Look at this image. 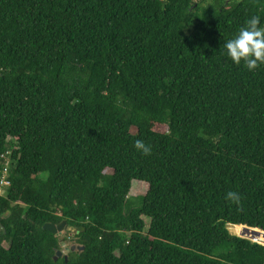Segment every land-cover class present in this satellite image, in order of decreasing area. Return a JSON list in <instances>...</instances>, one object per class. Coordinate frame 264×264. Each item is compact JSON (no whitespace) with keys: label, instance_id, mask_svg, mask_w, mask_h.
<instances>
[{"label":"trees","instance_id":"1","mask_svg":"<svg viewBox=\"0 0 264 264\" xmlns=\"http://www.w3.org/2000/svg\"><path fill=\"white\" fill-rule=\"evenodd\" d=\"M253 16L264 0H0V264H264V64L223 48ZM62 220L84 247L54 260Z\"/></svg>","mask_w":264,"mask_h":264},{"label":"clouds","instance_id":"2","mask_svg":"<svg viewBox=\"0 0 264 264\" xmlns=\"http://www.w3.org/2000/svg\"><path fill=\"white\" fill-rule=\"evenodd\" d=\"M223 48L232 63L241 65L243 62V66L249 71L264 64V27L260 26L259 18L253 16L248 19L235 36L223 42ZM134 147L143 155L151 152V147L142 140H136ZM225 198L239 203L236 192H227Z\"/></svg>","mask_w":264,"mask_h":264},{"label":"water","instance_id":"3","mask_svg":"<svg viewBox=\"0 0 264 264\" xmlns=\"http://www.w3.org/2000/svg\"><path fill=\"white\" fill-rule=\"evenodd\" d=\"M243 226H246V225H243ZM247 227H249V226H247ZM0 228H2L3 231L5 232L4 227H2L0 225ZM43 228L48 230V231H50V232H52V233H54V234H56V235H59L60 233H62L63 229H65V228H68L69 230H74L75 233H78V231H79L75 227L69 226L65 220H62L58 224H55V223H52V222H46L43 225ZM249 228H252V227H249ZM83 229L84 228L81 227V230H83ZM262 231H264V230H262ZM241 237H243V236H241ZM60 243H61V249L60 250H56V254L54 256V260H57L59 255H63L65 257V259H67V255H68V253L70 251H74L75 249L82 250L83 247H84L83 245H80V244L77 245V246H75V245L68 246L66 244V242L64 240H62V239H60Z\"/></svg>","mask_w":264,"mask_h":264},{"label":"rangeland","instance_id":"4","mask_svg":"<svg viewBox=\"0 0 264 264\" xmlns=\"http://www.w3.org/2000/svg\"><path fill=\"white\" fill-rule=\"evenodd\" d=\"M134 130V129H133ZM138 190L139 189H137V191L136 192H138ZM135 194V193H134ZM143 218L146 220V222L148 223L149 222V218H147L146 216H143ZM227 228L229 229V231L232 233V234H236L235 232H234V230L231 228V224L230 225H227ZM74 230H69L68 228H65V229H63V232L62 233H60L58 236L60 237V239L62 238V237H64V236H66V240H65V242H66V244L68 245V246H71V245H75V246H77L78 244L74 241ZM246 238V237H245ZM64 240V239H63ZM252 241V240H251ZM69 254V253H68ZM63 255H59L58 256V258H60V257H62Z\"/></svg>","mask_w":264,"mask_h":264},{"label":"built area","instance_id":"5","mask_svg":"<svg viewBox=\"0 0 264 264\" xmlns=\"http://www.w3.org/2000/svg\"><path fill=\"white\" fill-rule=\"evenodd\" d=\"M6 153L8 155V153H10V149H7ZM7 168H8V162L5 163V167H4L3 173L0 176V194H4L6 189H7V187L10 184V180L8 178V175H7V172H8Z\"/></svg>","mask_w":264,"mask_h":264},{"label":"bare ground","instance_id":"6","mask_svg":"<svg viewBox=\"0 0 264 264\" xmlns=\"http://www.w3.org/2000/svg\"><path fill=\"white\" fill-rule=\"evenodd\" d=\"M245 228H249V227H246V226H244ZM262 232H264V231H262Z\"/></svg>","mask_w":264,"mask_h":264},{"label":"flooded vegetation","instance_id":"7","mask_svg":"<svg viewBox=\"0 0 264 264\" xmlns=\"http://www.w3.org/2000/svg\"><path fill=\"white\" fill-rule=\"evenodd\" d=\"M61 239L63 240V237Z\"/></svg>","mask_w":264,"mask_h":264}]
</instances>
